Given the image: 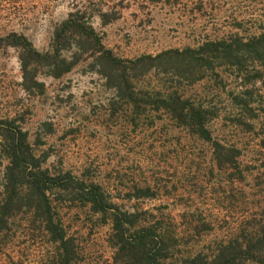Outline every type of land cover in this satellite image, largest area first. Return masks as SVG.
I'll list each match as a JSON object with an SVG mask.
<instances>
[{
	"label": "rangeland",
	"instance_id": "1",
	"mask_svg": "<svg viewBox=\"0 0 264 264\" xmlns=\"http://www.w3.org/2000/svg\"><path fill=\"white\" fill-rule=\"evenodd\" d=\"M69 14L90 25L101 43L125 62L169 49L197 47L206 39L264 29V0H0V37L21 34L44 53L54 27ZM78 40L73 35L69 41ZM82 47L88 52L69 47L61 53V58L73 62L69 70L53 76L48 65L40 64L31 80L25 81L19 49L0 46V117L13 118L23 128L35 154L44 157L45 167L92 176L124 208L150 209L176 224L183 213L197 210L217 219L227 215L232 227L236 218L257 209L256 203L252 209V200L264 205L262 116L247 119L254 125L253 132L236 131L232 123L225 122L224 112L211 125L219 140L242 149L240 168L246 176L231 185L230 178L213 165L206 143L176 127L161 110L145 108L135 114L119 98L121 87L101 74L105 70L101 55L92 53L83 39ZM158 66L165 67V63ZM153 68L151 75L139 78L138 88L162 85L166 76ZM184 87L187 95H201L207 84L200 81ZM237 88L235 83L227 85V89ZM225 97L221 93L217 100L224 102ZM254 99L264 105L263 90ZM131 116L138 119L132 121ZM1 162L0 158V170L6 163ZM134 184L156 186L158 194L153 199H120ZM63 212L68 213L72 227L91 235L87 251L107 258L108 226L90 231L83 215L75 219L73 210ZM226 231L223 227L196 238L195 247ZM13 243L0 252V264H40L32 242L16 236ZM11 247L14 253L8 256ZM17 249L24 253L20 258Z\"/></svg>",
	"mask_w": 264,
	"mask_h": 264
},
{
	"label": "trees",
	"instance_id": "2",
	"mask_svg": "<svg viewBox=\"0 0 264 264\" xmlns=\"http://www.w3.org/2000/svg\"><path fill=\"white\" fill-rule=\"evenodd\" d=\"M73 35L81 41H69ZM82 39L92 53L101 55L105 64L101 74L113 79L111 84L116 88L121 87L119 98L133 112L136 110L135 114L145 108L163 111L176 127L209 146L213 165L230 178L231 185L245 179L239 161L242 149L236 143L219 140L211 125L224 112L225 122L232 123L236 131L253 132L254 125L247 119L264 118L263 103L254 99L258 91L264 92V29L206 39L197 47L169 49L125 62L101 43L90 25L69 14L54 27L44 53L15 32L0 37V46L19 49L26 81L40 64L48 65L53 76L69 70L73 62L61 58V53L69 47L88 52L82 47ZM153 61L155 65H151ZM164 63L165 67L158 66ZM61 65L64 69L58 68ZM154 66L166 76L162 85L138 88L136 82L151 75ZM200 81L207 84L203 94L187 95L184 86L193 87ZM230 83L239 88L227 89ZM221 93L226 94L224 102L217 100ZM261 142L264 147L263 138ZM0 158L6 162H1L0 170V252L14 244V237L22 236L39 251L40 264H264V205L259 201L252 200V209L255 203L257 209L236 218L232 227L227 215L217 219L211 213L206 216L197 210L188 211L176 224L150 209H126L92 176L45 167L44 157L35 154L27 133L7 117H0ZM127 190L120 199H153L159 191L149 184H134ZM64 209L73 210L75 219L83 215L90 231L108 226L104 239L109 249L107 258L87 251L85 245L91 235L72 227ZM223 227L227 231L221 237L195 247L196 238ZM20 250L18 258L24 255ZM12 253L11 247L7 255Z\"/></svg>",
	"mask_w": 264,
	"mask_h": 264
}]
</instances>
